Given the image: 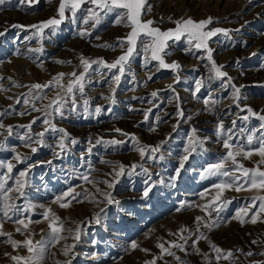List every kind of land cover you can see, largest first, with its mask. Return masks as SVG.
Here are the masks:
<instances>
[{
  "label": "rangeland",
  "instance_id": "rangeland-1",
  "mask_svg": "<svg viewBox=\"0 0 264 264\" xmlns=\"http://www.w3.org/2000/svg\"><path fill=\"white\" fill-rule=\"evenodd\" d=\"M59 2L37 0L29 5L25 0L21 5L19 0H5L0 4V32L4 33L0 35V88L4 89L0 91L3 97L0 98V123L5 125L0 128V141L3 142L0 164L4 165L0 167V177L7 173L6 165L13 164L6 187H15L16 176L27 170L24 195L9 193L13 197L9 203L14 202L22 211L9 212L12 219L8 220L0 200L2 230L11 233V239L15 241L41 240L50 231L43 218L45 208L50 207L61 218L65 229L61 235L68 239L49 244L42 264H64L68 259L71 264H145L154 257L156 264H264V255H261L264 246L261 248L259 244L264 241V212L258 214L257 222L253 224L250 217L258 212L259 200L255 208H249L254 197L264 196V190L226 189L220 199L228 203L201 210L210 205L219 191L212 187L214 184L231 183L233 176L240 175L231 160L224 161V170L229 171V176L206 171L210 165L224 160L228 150L223 146V139L232 135L230 143L234 146L258 147L255 142L249 146L247 137L259 129L262 122L258 116H249L245 106L264 115V108L257 107L264 103V0H147L151 11L143 19L153 20V26L161 30L174 29L173 21L189 17L194 21L211 17L212 23L205 30H228L227 36L221 32L208 41L212 61L222 66L221 71L226 76L216 77L207 51L196 49L194 43L190 45L185 36L178 42L169 41L165 49L167 54L161 53L166 63L175 61L180 68L159 67V62L151 59V51L145 52L143 43L138 42L118 84L111 80L112 75L119 74L116 69L109 72L95 64L85 76L83 94L78 90L73 94L66 93V85L71 79L67 74L83 72L81 55L89 60L103 58L107 63L113 62L126 50L119 45L118 38L125 37L130 29L116 23V13L120 10L102 14L95 28L92 27L94 21L85 23L88 9L93 7L89 3L82 5L75 14L66 10L65 19L59 25L49 26L42 33L30 27H14L39 25L49 18L59 19ZM81 32L86 34L81 36ZM143 40L150 42L146 37ZM104 44L112 47L100 46ZM58 73L66 74L61 81L64 90L53 84L39 93L45 97L43 99H34L35 89L29 94L30 85L45 84ZM197 81H200L198 92ZM233 86L240 90L238 100L233 98ZM154 91L157 92L155 97L151 95ZM57 92L66 101L63 116L45 107ZM210 94L218 103L210 105L209 111L204 100ZM25 98L29 99V105L24 104ZM85 99L91 102L87 111ZM73 101L75 111L72 110ZM31 104L40 111H33ZM97 107L101 109L99 113ZM178 109L182 116L177 114ZM46 113L52 114L46 116ZM194 116L197 120H193ZM244 116L249 119L244 120ZM37 117L30 133L26 127H20ZM45 118L69 134L63 152L57 147L62 134L51 130L45 133L43 145L31 143V147L37 148L36 152L24 146L27 141L21 140V136L32 135L33 141L39 139L34 134L47 127L43 123ZM233 121H236L235 127ZM221 122L224 130L218 129ZM8 126H11V134L7 131ZM153 128L155 131L151 130ZM227 129L232 132L228 133ZM241 129H244L243 133ZM98 139L99 144L96 143ZM113 139L124 143H104ZM72 140L77 142L72 144ZM192 140L198 142L195 150L185 152ZM137 142L139 146H150L143 159L136 150ZM157 145H160L159 150L152 153L151 148ZM17 153L27 159L17 162ZM185 155L188 159L181 168L180 161ZM236 159L245 168L259 166L264 170V164H258L261 159L258 155L253 154L247 159L240 155ZM114 164L124 165L125 170L112 189L104 183L94 186L81 179L88 175L93 181H111ZM97 187L111 192L115 202L104 201L97 193ZM69 188L80 194L77 200L82 202L73 201L67 208L52 203ZM146 190L147 196L144 195ZM201 194H204L203 198ZM28 205L33 207L24 211ZM245 208L249 209L248 216L241 211ZM238 211L247 221L243 226L233 219ZM96 214H99V223L93 219ZM197 216L219 226L208 231L203 224H197ZM20 218L33 221L27 231H16L19 226L14 221ZM78 223L80 239L74 241L72 236ZM198 226L208 239L197 242L199 252H196L192 241L199 235ZM181 228L188 231L181 233ZM67 229H73V232L69 233ZM181 235L187 238V243L180 240ZM209 240L223 250L222 256L229 250L232 256L217 260ZM254 240L259 246L248 256L246 253L250 251L245 247L251 245L253 248ZM132 242L138 245L136 249L131 248ZM168 242L182 243L186 251L172 248L175 256L161 257L157 244L163 243L167 247ZM73 243V252L69 256L63 255V246ZM14 255L27 256L28 252L23 246L13 249L8 236H0V264H15L10 258ZM175 257H180V261Z\"/></svg>",
  "mask_w": 264,
  "mask_h": 264
},
{
  "label": "snow or ice",
  "instance_id": "snow-or-ice-1",
  "mask_svg": "<svg viewBox=\"0 0 264 264\" xmlns=\"http://www.w3.org/2000/svg\"><path fill=\"white\" fill-rule=\"evenodd\" d=\"M37 0H27V3L29 5L36 3ZM5 0H0V4H4ZM19 3L23 5L25 3V0H19ZM85 3L91 4L93 7L88 9V16L85 19V23H88L89 20L94 21L92 24V27L95 28L97 24L100 23L102 14L107 15L109 13H114L116 10H120L117 12V24H123L125 27L129 28L130 31L126 34L125 37L118 38V43L122 48H126L124 50L123 54L118 56L113 62L107 63L104 61L103 58H98L96 60H89L81 55L80 57V64L83 67V72L79 73L77 75L76 72L68 73L67 75L71 77V79L68 81L66 85V93L73 94L74 91H79L81 94L84 93V87H85V76L89 72V70L92 68V65L98 64L101 65L103 68L108 69L109 72H111L113 69H116L119 74H114L111 77V80L114 83H119L121 75L125 72V65L129 63L130 58L133 56V53L137 50V45L139 43H143V50L145 52L151 51V59L159 62V67L161 68H171L173 70H176L180 68V65L173 61L171 64H168L163 59L161 53H165V49L168 47L169 41H181L182 37H187V42L191 45L194 43V47L196 49H204L207 51V58L212 61V53L211 49L208 47V41L216 36L218 33L223 32L225 36L228 35V30L215 28V29H209L205 30L208 25L212 23V18L208 17L207 19L200 20V21H194L191 17L188 19H180L173 21L175 23L174 29H168V30H161L157 27H154V21L151 19L144 20L143 16L151 11V5L147 4V0H60L59 6L57 8V14L59 16V19L56 18H49L46 21H42L39 25L33 24V25H14V27H30L36 29L37 33H42L45 28H48L49 26H57L59 25L64 19H65V12L66 10L71 11L73 14L76 13L78 9L81 8L82 5ZM99 10V11H97ZM3 32H0V35H3ZM85 32H81L80 35H85ZM148 38L150 42L144 43L143 38ZM99 39V38H98ZM102 47H112V45L104 44L100 45ZM39 51V49H37ZM167 54V53H165ZM57 63H65L64 61H57ZM70 63V61L68 62ZM222 66H217L215 61H212V69L216 74V77L222 78L226 76V73L221 71ZM65 73H58L51 81L46 82L45 84L40 83H34L30 85V93L31 89L37 90V95L34 97V99H43L45 97H42L39 95V93L43 92L44 89L50 88L53 84L59 86L61 90L65 89V85L61 83L63 80ZM151 79V77H149ZM178 79V77H177ZM230 82V78H229ZM233 98L234 100L239 99V88H236L233 86ZM4 89L0 88V91ZM200 90V81H197V89L198 92ZM115 89H113V92ZM151 95L155 97L157 95V92H152ZM195 96V92L193 93ZM105 99H111V97H105ZM19 103V99L16 101ZM24 104L29 105L30 101L29 99H24ZM66 101L64 98L60 95V92H57L56 97L51 99L50 102L45 106L48 109H52V113H55L56 115L63 116L62 109L64 108ZM85 105V111H87V105L89 101L87 99L84 100ZM218 103L215 99L211 98V94L209 98H206L204 100V104L206 108L210 111L211 108L210 105H215ZM237 107H240L239 104L236 105ZM31 107L33 111H40V109H36L34 104H31ZM246 107L247 112L249 113V116H258L259 120L262 122L260 125V128L255 130L252 134H249L247 137V144L249 146L253 145L254 142L258 144V147H247L244 146H234L230 141L232 140V135H228L227 138L223 139V146L225 149H227V154L224 157V160L221 163L210 165L206 171L209 174L215 175L220 174L222 176H229V171L224 170L225 163L224 161L231 160L232 164L235 166V171H238L240 175L233 176L231 183H221V184H214L212 187L215 189H218L215 197L210 202V205L203 206L201 208L202 211L205 210L208 206H213L214 208H219L220 203H228V201H221V195L224 190L226 189H234L235 191H241V190H264V170H260L259 166L253 169L245 168L242 164H240L236 157L243 155L245 159L250 158L253 154L258 155L261 159L258 162V164H264V115H260L251 107ZM73 111H75V101H73ZM242 111L245 109H241ZM101 109L97 107L96 112L99 113ZM52 113H46L47 115H51ZM22 115L24 113H21ZM178 115H183L182 112L178 109ZM249 116H244L243 119L247 120L249 119ZM37 118H34L28 125H21L20 127H26L29 130V133L31 132L32 124H35ZM43 123L47 125L43 129V131L35 133L34 135L36 137H39V139L33 141L32 135H25L21 136V140L27 141L30 143H25V147H31V143H37V144H44V136L45 133H47L49 130H51L53 133L59 132L62 135L59 138L57 147L63 152L66 148L65 140L68 138L69 134L64 129H58L55 124L52 123L51 120L45 118L43 120ZM236 121H233V127H235ZM5 125L0 123V128H4ZM175 129V125L173 126ZM219 130H224V125L221 122L218 125ZM152 131H155V129H151ZM7 131L9 134H11V126L7 127ZM115 131L121 132L120 129H116ZM241 133L244 132V129L240 130ZM228 133L232 132V129H227ZM256 132H259V135H256ZM123 135H131L127 133H122ZM135 139V137H132ZM77 141L72 140L71 143L75 144ZM97 144L101 143V141L98 139L96 141ZM104 143L111 144V145H120L123 144L124 141L120 140H111L106 141ZM198 142L195 140H192L189 145L185 148V152L194 151L195 146ZM0 146H3V142L0 141ZM150 146L144 145L139 146V142H137V151H139L141 158L143 159L145 157V151ZM160 145H157L155 147L151 148V152L155 153L159 150ZM32 152H36L37 148L31 147ZM89 152H91V148L88 149ZM15 159L17 162H22L23 159H27V157H22L20 153L16 154ZM188 159V156L185 155L182 157L180 161V167H183L184 161ZM50 163V162H49ZM102 163H111L108 161H102ZM0 167H4L3 164H0ZM7 167V173L0 177V200L3 201V214L5 217H7L8 220L12 219V216H9V212H13V214L17 212H21L22 210L18 208V206L14 203L9 201L13 200V197L9 195V193H17L19 196L24 195V188H25V178L27 175V170L20 171L19 174L15 178V187H6L8 183V179L11 178L9 174L12 173L13 170V164L8 163L6 165ZM133 168L136 167L135 164L132 165ZM118 169V170H117ZM125 170V166L122 164H114L113 165V171H114V178L111 181L104 180V181H93L89 179L88 175H83L81 179L87 183L93 184L96 186L98 183H104L108 189H112L117 182V179L123 174ZM180 169H177V173H179ZM87 191V190H86ZM97 193L103 196L104 201H106L108 204L114 203V199L112 197L111 192L109 191H102L99 187L96 188ZM79 193H76L73 188H69L67 191L62 193L61 195L57 196L52 203L58 204L61 208H67L70 207L73 201L76 202H82L77 200V197L79 196ZM144 195H148V191L146 190L144 192ZM204 194H201V197L203 198ZM95 199V197H93ZM259 200V208L258 212H254L250 217V222L255 224L258 219V214L264 212V196L254 197L252 200L251 205H249V208H255L256 202ZM33 205H28L27 209H24V211H27L31 209ZM180 209H177L179 211ZM103 211V209H101ZM244 214V216H248L249 209L245 208L241 210ZM206 215H210V213L206 212ZM43 218L45 221L48 222V229L50 230L47 237H42L41 240L33 241L31 238H26L25 240L21 241H15L11 239V233H5L3 229V224L0 223V236H8L9 242L11 243L13 249H16L19 246H23L27 249L28 255L27 256H20V255H14L11 256V260L15 262V264H42L43 260L46 257L47 254V247L49 244H58L61 240H66L68 237L61 235L63 231H65L63 227V223L61 222V218L56 215L55 212L52 211L50 207L45 208L43 212ZM93 219L96 223L100 222L99 214H96ZM233 219H236L240 222V224L243 226L247 221L242 218L241 212H237L236 215L233 217ZM198 225L203 224V227L207 228L208 231H211L214 227H218L219 225L216 223H213L211 221H204L202 217L197 216L195 218ZM40 221H35V223H39ZM19 227L16 228L17 232H21L23 229L24 231H27L29 228V225L33 223V221L30 218L24 219H16L14 221ZM69 233L73 232V229H67ZM80 224H77V227L75 229V234L72 236V239L74 241H79L80 239ZM188 231L187 228H181L180 232H186ZM197 235L196 239L192 241V246L195 249L196 252H199V249L196 248V244L199 240H207V236L204 235V233L200 232L199 226L196 229ZM31 233H29L30 237ZM180 240L185 241L187 243V238L183 235L180 236ZM209 246L217 253V260L223 258V259H229L232 256L231 250L227 252L226 255H221L223 250L216 246L214 243H212L210 240L208 241ZM253 244L257 243V241H252ZM138 245L135 242H132L131 248L136 249ZM157 247L161 250V257L163 255H169V256H175V254L171 251L172 248L179 249L180 251H186L184 244L178 243V242H168V246L165 247V244H157ZM75 248V243L73 244H66L63 246L62 254L65 256H69L70 253L73 252V249ZM142 251L147 252V249H141ZM237 251H240L239 249ZM5 255H8V253H5ZM246 255L251 256L253 255L252 252H247ZM261 255H264V253H261ZM207 258V257H206ZM156 257H154L151 261H146L145 264H156ZM177 261H180V257H175ZM64 264H71V259H68L64 261Z\"/></svg>",
  "mask_w": 264,
  "mask_h": 264
},
{
  "label": "bare ground",
  "instance_id": "bare-ground-1",
  "mask_svg": "<svg viewBox=\"0 0 264 264\" xmlns=\"http://www.w3.org/2000/svg\"><path fill=\"white\" fill-rule=\"evenodd\" d=\"M156 20H157V19H156ZM142 91H143V90H142ZM2 94H3V93H2ZM140 94H141V93H140ZM1 96H2V95L0 94V98H3V97H1ZM142 96H143V95H142ZM145 96H146V93H145ZM261 102H262V101H261ZM261 102H260V103H261ZM6 103H7V102H6ZM6 103H5V105H6ZM99 103H100V104H103L101 101H100ZM5 105H4V107H6ZM88 105L91 106V102H89ZM257 105H258L257 107H258L259 109H263V108H264V103L257 104ZM186 108H187V107H186ZM183 109H184V108H183ZM184 111H185V110H184ZM185 114L189 115V112L186 111ZM195 116H196V115H195ZM195 116L193 117V120H197V117L195 118ZM190 117H191V116H190ZM199 117H200V116H199ZM203 118H204V116H203ZM190 119H192V117H191ZM205 119H206V118H205ZM198 120H199V118H198ZM202 120H204V119H202ZM86 135H87V134H86ZM244 244H245V243H244ZM246 244H247V243H246ZM259 244L262 245V246H261V248H262V247L264 246V241L261 242V243H259ZM242 245H243V244H242ZM254 245H255V246H254ZM257 245H258V244H253V248L251 247V245H248V246L245 247V250H246V251H250V252H251V251H254V250H256ZM258 246H259V245H258ZM258 248H259V247H258ZM241 249L244 250V248H241ZM241 249H240V250H241ZM263 249H264V248H263Z\"/></svg>",
  "mask_w": 264,
  "mask_h": 264
}]
</instances>
